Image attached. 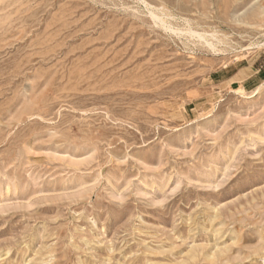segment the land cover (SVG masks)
<instances>
[{
    "label": "rangeland",
    "instance_id": "374dc122",
    "mask_svg": "<svg viewBox=\"0 0 264 264\" xmlns=\"http://www.w3.org/2000/svg\"><path fill=\"white\" fill-rule=\"evenodd\" d=\"M0 264H264V0H0Z\"/></svg>",
    "mask_w": 264,
    "mask_h": 264
},
{
    "label": "bare ground",
    "instance_id": "6f19581e",
    "mask_svg": "<svg viewBox=\"0 0 264 264\" xmlns=\"http://www.w3.org/2000/svg\"><path fill=\"white\" fill-rule=\"evenodd\" d=\"M153 15V14H152ZM155 19V18H154ZM160 21H162V20H160Z\"/></svg>",
    "mask_w": 264,
    "mask_h": 264
}]
</instances>
